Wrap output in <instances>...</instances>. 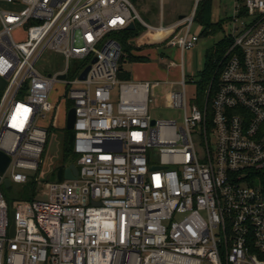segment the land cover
Wrapping results in <instances>:
<instances>
[{
	"label": "built area",
	"instance_id": "1",
	"mask_svg": "<svg viewBox=\"0 0 264 264\" xmlns=\"http://www.w3.org/2000/svg\"><path fill=\"white\" fill-rule=\"evenodd\" d=\"M192 1L165 24L163 12L151 23L132 0H0V150L11 157L0 171V264H264V0H209L232 42L201 103L188 99L182 60L168 94L181 121L150 114L154 82L119 75L117 35L132 22L152 44L196 45L205 0ZM47 51L65 68L41 71ZM56 84L76 108L78 174L40 187L47 199H7V179L39 173L58 120Z\"/></svg>",
	"mask_w": 264,
	"mask_h": 264
},
{
	"label": "rangeland",
	"instance_id": "2",
	"mask_svg": "<svg viewBox=\"0 0 264 264\" xmlns=\"http://www.w3.org/2000/svg\"><path fill=\"white\" fill-rule=\"evenodd\" d=\"M136 10L141 14V16L151 22L155 23L159 20L161 13H164L165 24H170L179 18L180 15L185 13H190L193 6L192 0H132ZM213 14L212 21L218 19L221 13V7L218 2L213 3ZM0 23V30H1ZM230 25L223 21V28L216 30L214 33L203 34L202 31L204 27H195L193 31L200 34V40L196 45L186 50L184 53L181 52L179 46H167L165 43H150V38H145L142 35L139 36V42L136 45L139 50L137 52H143L148 59L141 62L126 61L124 63V69L129 70L132 73V77L137 79H149L154 82L157 80H165L168 83L159 86L158 94L153 97V102L150 106V114L155 119H178L182 120V114L180 109L175 108L172 101L165 96V92L170 91L174 88H178V84L172 83V81H177L182 76L181 63L184 62V69H186L187 76V96L190 102L193 100L200 102L199 98V84L198 81L201 79V73L204 69L206 52L216 45L217 42L225 38L229 32ZM16 39H20L23 36V29L14 32ZM175 61V64H171V61ZM38 68L45 72L51 73L65 68L66 59L61 54L56 52H45L39 62ZM74 74L70 73V77ZM192 78V79H191ZM172 83V84H171ZM66 93V87L62 84H56L55 89L52 92L51 101L55 103H60L58 107V120L55 123L54 120L49 128V138L46 144V150L43 154L39 173L28 171L30 180L40 178L41 184H37L35 192L37 193L35 198L47 199L45 193H41L42 188L47 186L46 183L54 181L65 180L64 174L63 178L59 177V170L57 167L59 164L63 163L64 154V140H65V126H66V110L67 103L64 101V95ZM116 99V98H115ZM69 102L73 103L71 100ZM56 112L54 113V119L57 118ZM50 116V115H49ZM50 118H45L41 123L42 125L48 126L50 123ZM75 136L73 129H70ZM73 136V137H74ZM72 139V138H71ZM74 140V139H72ZM73 143V141H72ZM153 159L158 158L159 149L154 148L152 150ZM39 181V180H38ZM31 184H17L12 183L9 187L4 186V194H6L7 199H27L29 194ZM42 187V188H40Z\"/></svg>",
	"mask_w": 264,
	"mask_h": 264
},
{
	"label": "trees",
	"instance_id": "3",
	"mask_svg": "<svg viewBox=\"0 0 264 264\" xmlns=\"http://www.w3.org/2000/svg\"><path fill=\"white\" fill-rule=\"evenodd\" d=\"M213 2L209 0L201 1L198 5V9L196 11L195 21L198 24H202L204 26L203 34L214 33L216 30L223 28V20L212 21L213 14ZM137 27L135 29H125L120 34L117 35L118 40H120L122 45L123 56L120 60V77L122 79H130L131 72L129 70L124 69V63L126 61L132 62H141L147 60L148 57L143 54H137L136 50L139 48L133 44L132 39L138 38L140 34L145 30V26L139 22L136 23ZM232 39L225 36L222 40L216 43L214 47L208 50L206 53V59L204 64V69L201 73V79L198 81L199 84V98L200 102H203L204 94L208 89H210L209 97L212 98L216 88H217V79H218V60L222 58L225 54V51L231 45ZM2 95V91H0V97ZM68 107L73 106V103L67 101ZM51 129V128H50ZM65 130V140H64V154H63V163L59 164L57 169L59 170V177L63 178L62 174H64L65 169L69 166L70 163L76 161V155L73 151L72 147V139H74L73 132L70 129L64 128ZM49 132V130H48ZM72 138V139H71ZM47 144V143H46ZM46 147V146H45ZM26 183H30L31 187L29 190V194L27 195V199H33L36 196L35 188L37 185V180L34 178L32 180L27 181Z\"/></svg>",
	"mask_w": 264,
	"mask_h": 264
},
{
	"label": "water",
	"instance_id": "4",
	"mask_svg": "<svg viewBox=\"0 0 264 264\" xmlns=\"http://www.w3.org/2000/svg\"><path fill=\"white\" fill-rule=\"evenodd\" d=\"M136 27V25H134V23H130L128 28L129 29H134ZM135 42V41H134ZM94 61H96V59H94ZM90 69V65H87L82 71L81 76L82 78H85L87 76V73L89 72L88 70ZM62 77H65V75H62ZM6 82L7 80L5 78H3L2 76H0V91L5 90V86H6ZM66 128L67 129H73L74 127V123L76 121V108L74 106L70 107L67 110V114H66ZM155 123V120H152V124ZM10 155L5 153L4 151L0 150V171L4 172L6 170V168L8 167V163L10 161ZM78 174V168L76 166V164L70 163L69 166L65 169L64 172V177L65 179L69 180V179H73L76 178ZM11 185V179H7L5 182V186L9 187ZM13 215V212H12ZM12 233L14 232L15 229V224L14 221L12 222Z\"/></svg>",
	"mask_w": 264,
	"mask_h": 264
},
{
	"label": "crops",
	"instance_id": "5",
	"mask_svg": "<svg viewBox=\"0 0 264 264\" xmlns=\"http://www.w3.org/2000/svg\"><path fill=\"white\" fill-rule=\"evenodd\" d=\"M192 11V10H191ZM190 11V12H191ZM182 15H185V14H182ZM182 15H180L179 17H181ZM158 21V20H157ZM136 45V44H135ZM140 49V48H139ZM137 54H143V55H145L142 51L140 52H137ZM130 79H133V80H149V79H137V78H134V77H132V73H131V78ZM166 83H168V81H165V80H162V79H160V80H157V81H154V88H153V93H154V98H155V96L158 94L157 92H158V90H159V86H162V85H164V84H166ZM172 84V83H171ZM170 91H172V90H170ZM170 91H167V92H165L166 94H165V96H166V98H168V94H169V92Z\"/></svg>",
	"mask_w": 264,
	"mask_h": 264
}]
</instances>
